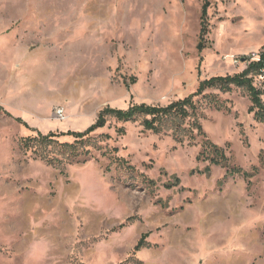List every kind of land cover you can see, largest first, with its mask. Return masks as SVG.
<instances>
[{
    "label": "rangeland",
    "instance_id": "rangeland-1",
    "mask_svg": "<svg viewBox=\"0 0 264 264\" xmlns=\"http://www.w3.org/2000/svg\"><path fill=\"white\" fill-rule=\"evenodd\" d=\"M263 50L264 0H0V264H264V124L244 90L220 94L230 112L204 106L202 124L231 165L259 168L249 179L205 172L200 145L141 121L110 119L94 158L64 169L20 148L107 107L166 106Z\"/></svg>",
    "mask_w": 264,
    "mask_h": 264
},
{
    "label": "trees",
    "instance_id": "trees-1",
    "mask_svg": "<svg viewBox=\"0 0 264 264\" xmlns=\"http://www.w3.org/2000/svg\"><path fill=\"white\" fill-rule=\"evenodd\" d=\"M209 5L207 3L203 8L201 39L207 34L206 18ZM198 48L203 50V43H200ZM244 60L247 67L243 72L206 79L199 84L193 94L166 106L143 103L132 104L128 109L107 107L99 113L95 123L85 131H69L61 134L51 132L47 135L38 133L37 136L22 139L20 148L25 153H32L37 160L55 168L64 169L66 166L86 164L94 158V149H97L99 139L103 137L96 136V132L104 129L110 119L121 123L141 121L146 131L156 134L171 131L174 140L179 144L189 142L190 145H200L201 152L197 159L209 163L205 172L208 173L213 166H219L227 169L225 179L236 175L249 179L259 174V168L249 173L231 165L227 150L210 141L202 124V119L205 118L204 106L219 111H231L220 98V94L231 93L235 89L247 92L251 102L249 113L254 115L256 121L264 124V90L256 84V79L264 76V50L259 54V60L255 61L252 57L244 58ZM6 115L10 116L8 113ZM17 121L23 123L20 118ZM62 137L73 138V142H60L59 139ZM116 151L114 150V153ZM261 160L264 165V159ZM114 161L119 168L129 172L135 171V168L124 158L114 156ZM145 183L148 187L155 185L153 180L146 179ZM179 185L180 179L175 178V183H169L167 187L173 188ZM148 235L142 236L135 251H140L147 246Z\"/></svg>",
    "mask_w": 264,
    "mask_h": 264
},
{
    "label": "built area",
    "instance_id": "built-area-1",
    "mask_svg": "<svg viewBox=\"0 0 264 264\" xmlns=\"http://www.w3.org/2000/svg\"><path fill=\"white\" fill-rule=\"evenodd\" d=\"M253 60H254V58H253ZM257 60H259V56H258V59H256L255 61H257ZM56 113H57V115L59 116V118H65V116H66V114H65V110L64 109H58L57 111H56Z\"/></svg>",
    "mask_w": 264,
    "mask_h": 264
},
{
    "label": "water",
    "instance_id": "water-1",
    "mask_svg": "<svg viewBox=\"0 0 264 264\" xmlns=\"http://www.w3.org/2000/svg\"><path fill=\"white\" fill-rule=\"evenodd\" d=\"M243 61H245V60L243 59Z\"/></svg>",
    "mask_w": 264,
    "mask_h": 264
}]
</instances>
